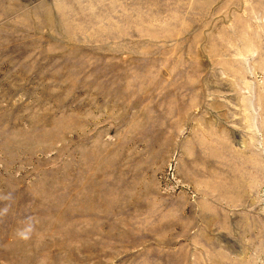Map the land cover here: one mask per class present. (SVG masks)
Masks as SVG:
<instances>
[{
    "label": "rangeland",
    "instance_id": "1",
    "mask_svg": "<svg viewBox=\"0 0 264 264\" xmlns=\"http://www.w3.org/2000/svg\"><path fill=\"white\" fill-rule=\"evenodd\" d=\"M10 190L0 264L264 261V0H0Z\"/></svg>",
    "mask_w": 264,
    "mask_h": 264
},
{
    "label": "clouds",
    "instance_id": "2",
    "mask_svg": "<svg viewBox=\"0 0 264 264\" xmlns=\"http://www.w3.org/2000/svg\"><path fill=\"white\" fill-rule=\"evenodd\" d=\"M14 201V192H0V220L5 218L11 211L12 202ZM38 221L31 215L25 216L21 221V227L15 231V237L20 241H28L31 239L36 230ZM257 264H264V261H258Z\"/></svg>",
    "mask_w": 264,
    "mask_h": 264
}]
</instances>
